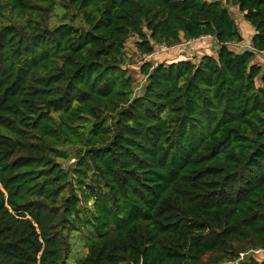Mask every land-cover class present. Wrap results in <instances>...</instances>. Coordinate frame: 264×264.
<instances>
[{
    "label": "trees",
    "instance_id": "trees-1",
    "mask_svg": "<svg viewBox=\"0 0 264 264\" xmlns=\"http://www.w3.org/2000/svg\"><path fill=\"white\" fill-rule=\"evenodd\" d=\"M263 51L264 0H0V264H264Z\"/></svg>",
    "mask_w": 264,
    "mask_h": 264
},
{
    "label": "rangeland",
    "instance_id": "rangeland-1",
    "mask_svg": "<svg viewBox=\"0 0 264 264\" xmlns=\"http://www.w3.org/2000/svg\"><path fill=\"white\" fill-rule=\"evenodd\" d=\"M231 5L232 4H230L229 6L231 8L232 14L235 17V19L237 20L240 29L242 31H245V29H243V28H245L246 24L243 20L241 12H238V10L236 8H234V6H231ZM243 33H247V32H243ZM137 39H138V37L136 35H133L132 37H130L129 40L127 41L126 50H127L128 56L131 58L127 61V65L129 67L130 74L135 79V82L138 85L137 91L140 92L141 87L143 86L145 77L142 74V72H140V64L142 63L141 60H143L142 59L143 55H141L139 52H136V40ZM247 41H248V39H246V41H244V42L232 43L231 45L236 49H242L244 44H248ZM157 44L154 45L155 52H156V49L159 47V46H157ZM197 45H191L190 47H187V49L184 47L183 48L180 47V48L170 49L168 51L162 50L160 52H156V54L153 55L149 61L153 62L154 64H157V63H160L162 61L168 62L171 60L194 58V57L202 55L201 52L199 53V50L201 47L199 45L198 46ZM216 47H217V50L220 48L219 45H217ZM182 49H183V51H182ZM181 53H183V54H181ZM212 53H214V52H212ZM214 54H216V53H214ZM89 234H90V229L84 228L83 230L76 231L75 234L73 235V242H74L73 248L76 250L77 254H79V255L83 254L84 255L88 251L87 241H88ZM255 249H257V250H255ZM255 249H251L247 253H254L255 255H259V257H260V254L264 253V249L263 250L258 249V248H255ZM75 259L76 258L73 257V260H75ZM228 263H231V262H226L223 264H228Z\"/></svg>",
    "mask_w": 264,
    "mask_h": 264
},
{
    "label": "built area",
    "instance_id": "built-area-1",
    "mask_svg": "<svg viewBox=\"0 0 264 264\" xmlns=\"http://www.w3.org/2000/svg\"><path fill=\"white\" fill-rule=\"evenodd\" d=\"M211 41H214V42H216V43H218V41H217V39H216V37L214 36V35H212V34H204V35H201V36H199V37H194V38H192V39H188V40H183V41H181L180 43H177V44H175V45H168V44H166V43H158L157 44V46H159L157 49H156V52H160V51H168V50H170V49H174V48H180V47H184V48H186L187 49V47H190L191 45H199L201 48L200 49H203V48H206V47H208V45L209 44H211ZM248 44H244L243 45V47L244 48H246V49H252L253 48V43H252V41H250V42H247ZM156 45V44H155ZM197 45V46H198ZM196 46V47H197ZM195 47V48H196ZM185 49V50H186ZM182 51H183V49H182ZM156 52H155V49L152 51V52H150V53H147V54H141V55H143L142 56V59L143 60H141V62L142 63H145V62H151V61H149L150 60V58L153 56V55H155L156 54ZM181 54H183V53H181ZM185 55V54H184ZM258 249H262L263 250V248H258ZM255 250H257V249H255ZM253 251V250H252ZM248 252V251H247ZM247 252H241L240 253V257L241 258H243L244 257V255L247 253ZM228 264H231V263H228Z\"/></svg>",
    "mask_w": 264,
    "mask_h": 264
},
{
    "label": "crops",
    "instance_id": "crops-1",
    "mask_svg": "<svg viewBox=\"0 0 264 264\" xmlns=\"http://www.w3.org/2000/svg\"><path fill=\"white\" fill-rule=\"evenodd\" d=\"M240 14V13H239ZM242 17H243V15H242ZM243 20H244V18H243ZM244 22H245V28H243V29H245V31H242V32H247V33H244V35H245V39H244V41H246V39H248V41L250 42L251 41V38H252V36H253V34H254V28L251 26V24L250 23H248L247 21H245L244 20ZM247 41V42H248ZM218 45V43H216V42H214V41H211V44H209L208 45V47H206V50H208L209 52H214V53H216L217 52V46ZM203 49H205V48H203ZM203 49H200L199 50V53H200V51L201 50H203ZM256 61L257 62H259L260 64H263L264 65V51L263 52H261V53H259L258 55H257V57H256Z\"/></svg>",
    "mask_w": 264,
    "mask_h": 264
}]
</instances>
